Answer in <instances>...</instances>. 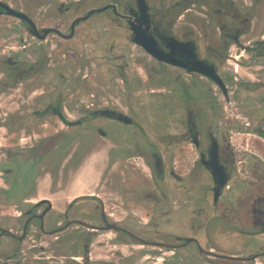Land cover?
Segmentation results:
<instances>
[{
  "label": "flooded vegetation",
  "instance_id": "1",
  "mask_svg": "<svg viewBox=\"0 0 264 264\" xmlns=\"http://www.w3.org/2000/svg\"><path fill=\"white\" fill-rule=\"evenodd\" d=\"M49 37L94 88L36 86ZM0 66L35 102L4 118L0 264H264V0H0Z\"/></svg>",
  "mask_w": 264,
  "mask_h": 264
},
{
  "label": "rangeland",
  "instance_id": "2",
  "mask_svg": "<svg viewBox=\"0 0 264 264\" xmlns=\"http://www.w3.org/2000/svg\"><path fill=\"white\" fill-rule=\"evenodd\" d=\"M92 38H87L88 40ZM54 37H49L47 42L43 43L45 47L41 49L39 53H47L48 50L50 51L51 46L53 45V49H55L56 58L59 59L63 55V61H59L58 64L50 65L47 69L40 73L37 77L36 86L40 90H50L54 85L56 86H63L65 83L64 90L68 92L73 91H81L86 88H94V80H90L88 86L86 87L84 83L80 82V77L84 73L85 69L89 70V74L96 71V62L92 64L86 63L83 61L81 57H85V54H88V49L90 48L89 43L80 44L77 42H65V45H60L55 42ZM91 41V39H90ZM77 43V44H76ZM71 45V46H70ZM82 59V60H81ZM4 70L3 66H0V72ZM60 75H63L61 77ZM23 101L24 106H32L35 104L33 98H28L26 96H12L2 94L0 95V147L1 145L5 144L6 142L10 143L15 139L9 137V135L5 134V129L3 124L6 122L4 118H7L14 109L21 105ZM40 101V99H39ZM8 115V116H7ZM53 120L52 118L50 119ZM239 137L238 134L234 135V138ZM11 213L17 214L15 209L10 210ZM227 244H232L233 246L237 245L235 241L229 240ZM227 246V245H225ZM229 246V245H228Z\"/></svg>",
  "mask_w": 264,
  "mask_h": 264
},
{
  "label": "water",
  "instance_id": "3",
  "mask_svg": "<svg viewBox=\"0 0 264 264\" xmlns=\"http://www.w3.org/2000/svg\"><path fill=\"white\" fill-rule=\"evenodd\" d=\"M19 16L25 17L22 14H18ZM30 32L37 35V30L35 29V26L33 25V23L31 22V29ZM48 32H50V29H44L43 30V34L39 35V38H43ZM145 50L150 53L152 56H155L156 58H158L159 60H166L165 57L163 56L162 52L160 51V49L154 45H152L151 47H145ZM193 70H196L202 74H205L207 76H211L212 75V70H210V68L206 67L203 62L201 61H195V65L193 66ZM222 184V183H221Z\"/></svg>",
  "mask_w": 264,
  "mask_h": 264
}]
</instances>
